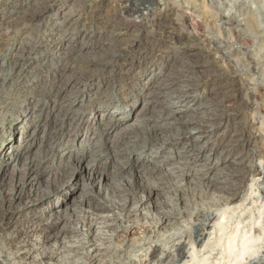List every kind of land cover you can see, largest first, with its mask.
<instances>
[{
  "label": "rangeland",
  "instance_id": "374dc122",
  "mask_svg": "<svg viewBox=\"0 0 264 264\" xmlns=\"http://www.w3.org/2000/svg\"><path fill=\"white\" fill-rule=\"evenodd\" d=\"M76 1L57 0L51 12L43 20L23 24L21 28L12 29L4 36L0 34V66L7 67L3 74L9 73L11 70L7 66L11 51H15L16 47L21 45L35 47L30 59H25L17 67L5 88L1 86L0 81V159L9 158V152H3L2 147L6 143L5 140L9 135V126L12 122L18 125V122L25 118L24 122L18 125L19 134L17 133V137L15 135L12 140L11 151L23 147L22 143L26 139V135L23 134L22 127L24 128L25 124L29 126L31 134L35 130L34 135L36 134L38 137L37 143L44 144L54 141L48 135L53 128L54 115H50L53 108L52 101L50 103V98H47V102L43 97L35 95L29 86L45 82L51 77H48L47 70L52 69L54 72L58 68V62L63 63L57 54L56 47L67 43L82 44L85 42L88 46L83 49V52L96 54L98 45L95 43L98 42L101 35L108 38L113 34V37L119 39L126 38L125 41L123 40V46L130 49L132 40L140 33L139 29L135 27V23L144 24L153 38H159L161 49L158 51V56L155 53L143 56L144 64L142 67H134L129 79H118L111 88L106 90L105 94L101 95L102 97H97V95L92 97L94 106H97L101 100V104L104 106L110 100L123 105L125 99L135 98L137 93L134 90L142 74L157 67L162 77H165L177 66L174 60L182 50L192 47L193 51L210 54L208 58L216 63L219 70L230 73L235 77L236 82L238 81V86L235 87L237 91H233L231 96L235 101L234 109H242L239 110L241 115L233 121L222 122L214 128L213 134H208L205 137H201L197 130L191 131L193 136H198V146L203 145L207 139L210 140L202 150L203 157L210 158L207 166L203 167L212 166L209 175L215 176L219 180L214 186L205 188L202 183H208V177L200 178L192 174L196 168L202 167L198 165V159L193 160L189 172L184 168L189 163H178L182 161L183 156L191 153L189 149H186V146L184 147V144L168 143L165 146L167 152L169 150V153L177 156L178 161L176 164L162 162V170L159 173L167 174V177L171 176L165 179V182L167 180L168 183L170 182L168 184L169 192L161 190V194L155 195L152 201L157 197V200L169 202H166L168 204L164 207L166 209L163 208V211L167 210L173 213L169 221L161 222L153 207L151 209L138 207L136 215L130 220H123L124 222L113 220L111 213L102 212L93 221L91 229L82 228L79 224L80 233L77 232L68 237L63 235L60 241H52L54 245L50 250L54 256L56 254L53 261L46 258V262H43L44 255L40 253L43 248L32 253L33 256L31 254L27 256L25 251L27 248H40L41 245H37V241H35L31 246L15 244L8 247L5 256L0 257V263L23 264L26 260V262L36 261L37 264H250L252 260L258 261L260 258L264 261V0H109V2L88 0L81 12L82 15L75 14L74 20L61 25L60 22L64 19L62 15L76 11L75 7L80 6ZM139 2L141 9H133L132 6ZM96 11L103 13L104 21L101 23L94 21L92 25V16ZM110 16H114V19H110ZM163 17H167L168 25H173L172 28H169L172 33L157 27L158 20ZM185 22L191 25L186 27L183 25ZM90 27L93 32L87 30ZM190 32L197 34L196 37L194 36L196 39L193 37L192 40H187ZM90 34H94L92 38L89 37ZM13 35L15 38L12 37ZM142 35L144 37L143 33ZM167 55L172 57L161 65L160 59ZM132 59L133 57L129 60L134 61L133 64L137 63L135 62L136 58ZM39 67H43V70L37 69ZM21 70L22 74L19 75ZM57 70L56 72H58ZM196 77L199 78L200 85L194 94H197L196 96H199L201 100L207 97L211 99L213 94L211 74L198 73ZM181 96L180 91L173 88L164 102L156 105V101L150 95L146 96L145 92L140 93L137 95L140 106L136 108V111H133L131 117L134 115L133 119L146 118L150 114L158 117L162 110L168 113L165 108L175 105L179 108L190 105L189 108L195 110L196 104L182 101ZM47 103L49 104L47 105ZM138 109H146L147 112L140 115L144 110L139 113ZM25 114L27 115L25 116ZM40 118L42 119L41 126L34 128ZM158 120L157 123L160 125L167 121L164 117ZM240 124L246 130L244 137H241L240 130L237 132ZM61 132H67L66 127ZM250 135L251 137H249ZM214 140L215 142H213ZM141 145L142 143H135V153L141 152ZM90 150L91 148L87 149V155L81 164H85L91 159L89 154L92 153V150ZM161 150V146L156 145L155 148H150L145 152L146 158H151L149 163L158 161L159 158L155 157V151L160 152ZM238 153L240 154L238 155ZM138 155V153L135 154V158ZM226 155H229L230 162L236 159L242 161L241 165L244 168L254 167L253 169H255L246 176L239 194L230 199L226 194H222L223 190L229 189L227 181H224L226 180L224 167L230 162L222 161L221 163L220 160ZM26 161L27 157L22 158L18 167L21 168ZM176 165L184 169L180 171L178 167H175ZM79 166L80 164H77V167ZM9 168L10 166L4 168L8 174L11 173ZM171 169L174 170L175 175H171L172 173L169 172ZM10 176L11 174L6 178V183L9 182ZM36 181L41 182L40 190H44V179L40 178ZM197 181H202L201 187L191 190L192 186L199 184ZM188 188L190 189L188 190ZM215 188L221 190L215 191ZM178 189H184L187 196L185 194L180 196ZM79 192L80 188L73 191L71 199L79 197ZM112 194L110 195L111 199L114 197ZM201 194L204 198L200 199ZM57 196L58 193L51 192L48 200H55ZM27 213L29 214L30 210L22 209L17 218H21ZM34 213L31 212V217L35 215ZM117 214L120 215V212ZM142 224L151 225L153 230L141 235L139 226ZM223 225L225 228L222 230ZM205 228V238L199 241L197 235ZM233 237L236 240L230 242ZM88 240H92V242L83 246ZM80 243L83 244V248L79 246ZM23 249L24 251H22Z\"/></svg>",
  "mask_w": 264,
  "mask_h": 264
},
{
  "label": "bare ground",
  "instance_id": "6f19581e",
  "mask_svg": "<svg viewBox=\"0 0 264 264\" xmlns=\"http://www.w3.org/2000/svg\"><path fill=\"white\" fill-rule=\"evenodd\" d=\"M56 1L1 0L0 34L4 36L8 32L10 33L12 29L21 28L23 24L43 20L51 12ZM87 1L77 0V4L80 5L77 8L80 9L75 7L76 11L70 10L71 12L62 15L64 19L62 18L63 20L60 24L63 25L62 23L74 20L75 14L82 15L81 12L85 8ZM104 2H109V0H104ZM132 7L138 10L141 9V4L139 2V4H134ZM166 18L163 17L158 20L157 27L171 32L169 28H172L173 25H168ZM103 19V13L96 11L92 16V25L94 21L101 23L104 21ZM110 19L113 20L114 16H110ZM183 25L188 27L191 24L185 22ZM135 27L139 29L140 33L132 40L130 49L123 46V40L126 38L119 39L118 37H113V34H111L112 37L108 38L101 35L98 42L95 43L98 45L96 54L83 52V49L88 46L85 42H82V44L73 42L58 45L56 47L58 50L57 54L63 63L60 64L58 62V68L54 72L52 69L47 68L48 77H51L45 82H38L29 86L35 95L43 97L46 101L47 98H50V103L52 101L53 108L50 115H54L52 119L53 128L48 135L54 141L43 142L44 144L37 143L38 137L36 134L34 135L35 130L31 134L29 126L25 124L24 128L22 127V132L26 135V139L22 143L24 144L23 147L11 151L12 140L15 135L17 137V133L19 134L18 125L23 123L25 118L19 121L18 125L12 122L9 126L10 132L5 140L6 143L2 147L3 152H9V158L6 160L0 159V257L5 256L7 248L12 245L31 246L33 242L37 241V245H41L39 246L40 248H27L25 250L27 256L43 248L40 252L41 255H44V257L42 256L43 262H46V258L49 261H53L56 254L54 256V253L50 250L54 245L52 241H60L63 235L68 237L71 234L80 233L79 224H81L82 228L91 229L93 221L102 212L111 213L113 220H119L120 222L125 219H132L136 215L138 207H148L149 209L153 207L161 222L169 221L173 216L172 211H163L166 209L164 207L168 205L166 203L168 201L157 200L158 198L156 197L154 200L157 201L152 203L154 201H152L153 197L161 194V190L169 192L170 186L168 184L170 182L168 183V180L166 181L167 183L165 182L167 174L159 173L162 170V162L176 164L178 161L177 156L172 155L169 150L167 152L165 149L168 143L184 144V147L186 146V149L191 151L189 155L183 156L182 161L178 162L189 163V165L184 167L188 169L187 172L192 167L193 160L198 159V165L202 167L196 168L192 174L200 178L208 177V183L197 181L199 184L192 186L191 190H197L201 183L202 186L205 185V188H209L219 182L217 177L209 175L211 165L203 167L208 164L210 158L207 156L203 157L202 150L210 140L207 139L203 145L198 146V136H193L191 131L197 130L201 137L213 134L214 128L222 122L237 119L241 115L240 111L242 109H239L240 111L234 109L235 101L233 96H231L233 91H237L235 87L238 86V81L236 82L235 77L230 75V73L219 70L216 63L208 58L210 54L193 51L192 47H186L174 60L177 66L174 70L171 68L173 71H168L169 73L162 77L157 67L152 68L148 73L139 77V82L134 90L137 95L145 92L146 96L150 95L156 101V105H160L159 103L164 102L173 88L178 89L182 94L183 100H181L188 103L194 102L196 104L194 106L195 110H191L189 108L190 105L182 108L177 107V105H167L168 107L166 106L167 108L165 109L168 113H165V110H162L164 107H162V113L158 117L150 114V116L146 115V118L133 119L134 115L131 117V114L140 106L136 94L133 99H125L123 105L112 102V100L106 102L105 106L101 104L102 100L98 102L97 106L93 105L92 97L94 95L102 97L101 95L105 94L106 90L111 88L114 82L116 83L118 79H129L134 67H142L144 64L143 56L153 53L158 56V51L161 49L159 38H153L144 24L135 23ZM91 28L87 30L93 32ZM38 31L41 30L38 29ZM93 35L90 34L88 36L92 38ZM188 35L187 40H192L194 36H197V34L195 35L191 32ZM195 37L194 39H196ZM34 48L32 45H21L16 47L15 51L9 53L7 65L11 69L9 73L3 74L7 67L0 66V81L3 88L10 82L9 79L13 77L17 67L25 59H30ZM132 57L133 59L136 58L135 62L137 63L133 64L134 61L131 62L129 60ZM171 57L167 55L163 59L161 58L160 64L166 63ZM37 69L43 70V67ZM198 73L211 74L210 80L213 91L211 99L207 97L201 100L199 96H196L197 94H194L200 85L199 78L196 77ZM21 74L22 70L19 72V75ZM52 97L54 99L51 100ZM249 101L251 100L249 99ZM143 110L138 109L139 113L143 111L140 115L147 112L146 109ZM162 117L167 121L160 125L157 122ZM240 119L242 120L243 118ZM41 120V118L38 119L34 128L41 126ZM64 127H66L67 132H61ZM238 127L237 132L240 130L241 137H244L245 128H242L241 124ZM135 143H142L141 152L135 153ZM156 145H160L162 148L160 152H157L158 150L155 151V157L159 159L154 163H149L151 158H146L145 152L150 148H155ZM89 148L92 150V153L89 154L91 159L87 163L81 164ZM137 153L139 155L135 158ZM24 157H27V161L20 168L18 164ZM228 158L229 155H226L220 159L221 163L222 161L224 163L230 162L231 159ZM241 163L242 161L234 159L229 165L224 167L226 170V180L224 181H227L229 189L223 190L224 193L222 194H226L228 199L231 197L235 198L239 194L246 176L255 170L253 169L254 167L246 169ZM77 164H80V166L77 167ZM8 166H10L9 169L11 170L9 174L4 169ZM175 167H178L180 171L184 169L177 165ZM169 172L172 173L171 175H175L174 170L171 169ZM10 174L9 182L6 183V178ZM169 177L171 176L169 175ZM40 178L44 179L45 188L42 187L44 190H40L41 182L38 183L36 181ZM175 186L177 185L175 184ZM77 188H80L79 197L72 200L71 195ZM219 189L215 188V191H220L221 189ZM178 191L180 196L185 194L184 189H178ZM51 192L58 193L55 200H48ZM111 194L114 196L113 199L110 198ZM201 197H203L202 194L200 199ZM47 200L48 202H46ZM22 209H28L30 213L17 218ZM31 212H35L33 217H31ZM118 212H120V215L117 214ZM206 228L197 235L199 241L205 238L204 232ZM224 228L223 225L222 230ZM139 229L141 230L139 231L141 235L153 230L151 225L145 224L139 226ZM92 240H88L85 245L82 244L85 241H82L79 246H87ZM235 240L236 238L233 237L230 242ZM23 257L26 258L24 255ZM23 264H37V262H26L25 260ZM250 264H264V261L260 258L258 261L252 260Z\"/></svg>",
  "mask_w": 264,
  "mask_h": 264
}]
</instances>
